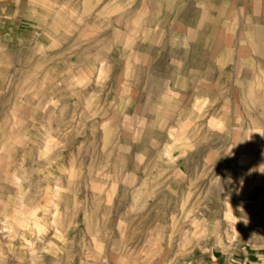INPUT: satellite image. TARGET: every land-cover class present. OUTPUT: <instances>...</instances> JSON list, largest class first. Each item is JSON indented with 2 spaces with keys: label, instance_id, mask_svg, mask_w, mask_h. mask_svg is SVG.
Masks as SVG:
<instances>
[{
  "label": "rangeland",
  "instance_id": "374dc122",
  "mask_svg": "<svg viewBox=\"0 0 264 264\" xmlns=\"http://www.w3.org/2000/svg\"><path fill=\"white\" fill-rule=\"evenodd\" d=\"M0 264H264V0H0Z\"/></svg>",
  "mask_w": 264,
  "mask_h": 264
}]
</instances>
